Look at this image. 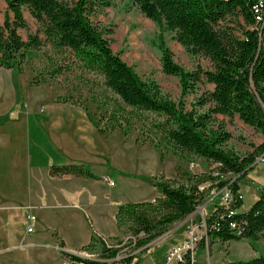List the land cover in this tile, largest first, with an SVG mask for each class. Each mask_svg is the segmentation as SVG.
I'll return each instance as SVG.
<instances>
[{"label": "trees", "instance_id": "16d2710c", "mask_svg": "<svg viewBox=\"0 0 264 264\" xmlns=\"http://www.w3.org/2000/svg\"><path fill=\"white\" fill-rule=\"evenodd\" d=\"M5 1L12 16L0 23V67L22 71L29 60L41 56L50 59L54 72L59 73L63 65H58L52 54L72 56L73 62L99 74L104 86L117 97L112 111L106 110L104 114L103 127L89 108L83 106L99 132L119 130L127 133L128 125L137 114L154 113L160 116L155 123L160 132L157 148L165 144L216 164V175L195 174L187 182L163 174L154 177L152 184L159 192L157 197L119 204L117 226L128 236L127 246L133 252L123 254L122 244L109 243L110 238L93 230L89 243L82 250L98 252V256L87 257L61 250L70 264H134L135 251L148 248L175 223L196 211L205 197L204 183L210 181L221 190L220 194L228 190L232 200L226 206L219 204L222 195L214 198L215 207L205 219L207 235L199 244L206 246L209 239L213 244L216 240L247 238L255 249L256 242L264 235V186L257 201L244 212L241 211L244 201L240 181L253 171L259 156L264 158V142L248 155L239 156L223 147L231 134L214 125L217 115H238L264 134V0H131L147 18L174 31V39L191 53L203 55L210 61L208 69L199 65L192 71H185L174 61L173 52L162 48L163 71L180 77L183 96L195 91L201 82L214 86L198 98L199 106L208 105L205 111L189 109L184 99L177 102L164 96L157 83L141 79L121 53L113 50L105 36L112 31L101 28L94 17L115 0ZM259 2H262V22L257 19L259 13L255 10ZM25 10L39 25L35 33H28L26 40L19 32L29 26ZM64 100L80 103L72 95ZM50 174L97 177L83 162L52 165ZM232 175L235 178L224 179ZM60 246H65L64 241ZM225 264H264V255Z\"/></svg>", "mask_w": 264, "mask_h": 264}, {"label": "rangeland", "instance_id": "374dc122", "mask_svg": "<svg viewBox=\"0 0 264 264\" xmlns=\"http://www.w3.org/2000/svg\"><path fill=\"white\" fill-rule=\"evenodd\" d=\"M7 16H12V13L6 1L0 0L1 24L4 23ZM25 16L29 26L27 29H20L19 32L26 40L28 33H35L39 25L28 10H25ZM94 19L101 28L112 31L105 36L110 40L113 50L121 53L122 58L134 67L141 79L149 83H157L164 96L177 102L184 99L189 109L207 110L208 105L201 107L197 101L207 90L213 89L212 84L201 82L195 91L183 96L180 77L168 75L163 71L162 48H169L173 52L174 61L185 71H192L199 65L205 69L211 67V63L206 57L194 55L177 42L174 39V31L147 18L131 0H115L110 7L102 10ZM52 56L58 65H63L64 69L59 73L54 72L55 67L50 64V59L41 56L29 60L22 71L0 67V112L4 113L0 115V128L5 134L16 132V130L21 132L22 149L16 155L22 157L23 163L28 162V166H33L31 161L35 157V146L38 149L45 147L43 149L52 155L50 159L59 160L60 150L50 140L45 139L47 131L53 132L59 138L62 134L75 132V127H79L83 123L81 119H84L83 116L86 113L84 105L89 108L91 114L101 122L100 126L103 127L106 122L104 114L106 110L112 111L113 103L117 98L104 86L103 79L99 74L82 68L81 64L73 62L72 56L71 58L67 55L52 54ZM72 62L75 63L73 66ZM71 95L80 103L73 104L64 100ZM15 110L18 111L17 117H14ZM86 117L88 118V116ZM216 118L214 126L216 128L221 126L231 134V138L223 145L226 150L239 156H245L253 152L255 146L264 142V134L246 124L238 115L233 117L217 115ZM159 119L160 116L154 113L140 112L128 125L127 133L116 130L102 134H99L94 126L85 119L83 128L86 132L83 134L86 144L83 145L79 142L77 147L81 152H83L82 149H86L91 160L85 161V163L95 175H100L103 181L104 177H109L116 183L114 187L108 186L107 189L105 186H97V196L100 201L106 199L110 203L113 200V205H109V207L113 208L116 202L152 200L156 195H159L152 184V179L162 174L166 177L176 178L179 182H187L189 177L195 174L212 173L216 175V164L211 161L189 152L174 150L165 144L161 148H157L156 143L160 140V132L155 127V123ZM13 141L10 139L7 142ZM16 149V146L13 150L8 148L11 156ZM41 158L39 157V160ZM253 165H256L253 171L240 181V193L244 201L241 211L244 212L248 211L257 201L261 188L264 186L263 156H259ZM47 168L48 164L39 165L38 176H46ZM25 171L23 169V172ZM230 177L235 178L232 175L226 176L224 179ZM52 185L55 190L65 186L66 183L64 180L55 179ZM88 187L89 191L93 190L90 184ZM204 187L205 197L196 211L184 220L175 223L167 233L154 240L148 248L135 251L137 257L134 264H157L156 257L163 256L165 250L169 249H167V245L171 247L179 241H184L189 237L187 232L194 228H199L195 231L199 241L206 236L203 225L206 216L215 207L213 200L222 195L219 204L224 205L227 190L224 194H220L221 190L219 191L212 181L204 183ZM28 199V190L24 188L20 196L14 199V204L24 210L29 209L31 205ZM24 210L20 216L22 225L16 220L13 228H10L9 234L7 225L5 224L6 226L3 227L4 223H1L2 220H0V264H70L61 254V250L67 249L60 246V241L54 236L55 230H45L39 225L33 235L25 233L23 223L27 211ZM34 211L37 213L36 209ZM81 211L79 210L77 214L76 229L79 230L69 235L74 241L81 239V235L90 231L91 228L87 217L84 216L82 219ZM44 218L46 224L50 226L58 225L61 222L59 217L44 216ZM6 222L7 219H5ZM61 227L58 225V228ZM96 227L107 233L118 230L114 220L113 225L106 222L104 227H100L98 224ZM5 232L7 236L14 235L16 232L19 240L7 242L6 239H3ZM47 235L49 236L47 237ZM113 237L118 238L107 240L109 243L122 244L123 254L133 252L127 246V235L119 230L118 235ZM149 249L151 252L148 251ZM76 253L87 257L98 256V252L90 253L82 249ZM215 254L220 259L222 258L221 262L229 261L228 259L231 261L247 260L259 254L264 255V235L256 242L255 249L247 238L227 242L216 240L213 244H210V239L206 240V246L199 244L195 264H216L210 258Z\"/></svg>", "mask_w": 264, "mask_h": 264}, {"label": "crops", "instance_id": "0c3cea01", "mask_svg": "<svg viewBox=\"0 0 264 264\" xmlns=\"http://www.w3.org/2000/svg\"><path fill=\"white\" fill-rule=\"evenodd\" d=\"M2 114L4 113L0 112V115ZM16 114H18L17 110H15L14 117H17ZM85 114L87 113H84L83 116L84 119H81L83 123L79 127H75L76 128L75 132H73L72 134H62L61 137L59 138L58 136L54 135L53 132L49 133L47 131L45 133V137H46L45 139L50 140L60 150L58 156L59 160L53 161L52 159H50L52 155L48 154V152H46V149H43L45 147L38 149V147L35 146L34 147L35 157L31 161L33 163V166L31 165L28 166V162L23 163L22 157L16 155V153L18 151L20 152V149H22L21 132L16 130V132L5 134L4 131L0 128L1 129L0 130V173L3 172V174H0V181H2L0 183V220H2L1 223H4L3 227L7 225L8 232L7 231L6 232L8 234L10 228H13V225L16 220H18V223L22 225V223H20L21 222L20 216H21V212L24 209L15 205L14 199L20 196L22 189L26 188L29 194L28 202L31 205V207L29 209H25L24 211L25 212L31 211L37 215L38 217L37 227L41 225L45 230L46 229H49V231L55 230L54 232L55 238H57L60 242L64 241L65 243L64 247L67 250L71 252L80 251L84 245L89 243L93 230L97 231L99 235H102L104 237L111 238L113 236L118 235L119 228L115 232L111 231L110 233H107L103 231V229L101 230L100 228L96 227L97 224L100 227H104V225H106V222H109L110 225H113V220L114 222H116L117 225L116 213L118 206L120 204V202H116L114 207L112 206L113 208H111L109 207V205H113L114 203L113 200L110 201V203L106 199L100 201V199L97 196V191H98L97 186L99 187L105 186L106 189L108 186H110L107 182H104L102 180L100 175L97 176L96 178H91V177H79L71 174H67L63 176H52L50 174V168L52 165L64 164L69 162L85 163V161L89 162L91 160L87 155L86 149L85 150L82 149L83 152H81L79 151V147H77L79 145V142L83 145L86 144V138L83 134L86 131H84L83 124L85 123V119H87L90 123L91 121L89 120V118L86 117L87 115L85 116ZM94 128L99 134L101 133L97 130L95 126ZM10 139H13L14 141L8 143L7 141ZM15 146L17 149L15 150L14 154L11 156L9 150H13ZM39 157L42 158L39 160ZM23 164L25 165L23 166ZM45 164H48V168L46 171L47 175L46 176L43 175L39 177L38 167L39 165L43 166ZM23 169H25L26 171L23 172ZM55 179L64 180L66 185L61 186L60 188L54 190L52 183L53 180ZM89 184L91 185V187H93V190L89 191L87 189L90 187V186L88 187ZM115 185H113V187ZM155 197H157V195ZM7 203L10 204L7 206L6 205ZM34 209H36L37 213L34 211ZM79 210L80 211L82 210L81 211L83 213L82 219L85 216L90 221L91 228L90 231L85 232L84 234L81 235L82 236L81 239H76L74 241L73 238L69 235H71L76 230H79L76 229L77 214L79 213ZM44 216L59 217L61 222L58 225L60 227L62 225V227L58 228V225L55 226L47 225L44 220L45 219ZM5 219H7L6 223H5ZM24 231H25V227H24ZM6 232L3 239L4 240L6 239L7 242L19 240L18 239L19 237L16 235V232H14V235L11 236L10 235L7 236ZM19 232L21 233L20 227H19ZM189 232L191 231L189 230L187 233ZM48 236L49 235H47V237ZM182 242L183 241H179L173 244L171 247L167 245V249L168 248L169 249L165 250L162 257H156L157 258L156 263L157 264L164 263L167 252L172 247ZM148 251L151 252V249H149ZM210 258L216 264L221 263L222 261V258L220 259L217 254L210 256ZM228 260L231 261V259Z\"/></svg>", "mask_w": 264, "mask_h": 264}, {"label": "built area", "instance_id": "2783aa9c", "mask_svg": "<svg viewBox=\"0 0 264 264\" xmlns=\"http://www.w3.org/2000/svg\"><path fill=\"white\" fill-rule=\"evenodd\" d=\"M259 21H263L262 15V2H259ZM104 181L107 182L110 186H113L115 183L109 177H104ZM226 198L224 205L229 206L230 201L232 200V195L227 190L225 192ZM233 213V211H231ZM38 217L34 212H27L24 216V227L26 234H33L37 230ZM232 227H236L235 224ZM204 231L207 235V226L206 222L203 225ZM197 228H194L191 232L188 233L189 237L186 238L182 243L172 247L166 254L164 264H195L197 260L198 248H199V237L196 236L195 231ZM208 241V240H207ZM76 253V252H73ZM78 254V253H77ZM83 256V255H82ZM219 264H225L221 262Z\"/></svg>", "mask_w": 264, "mask_h": 264}, {"label": "bare ground", "instance_id": "6f19581e", "mask_svg": "<svg viewBox=\"0 0 264 264\" xmlns=\"http://www.w3.org/2000/svg\"><path fill=\"white\" fill-rule=\"evenodd\" d=\"M255 10L257 13H259V8L255 7ZM257 19L259 20V15H258Z\"/></svg>", "mask_w": 264, "mask_h": 264}]
</instances>
